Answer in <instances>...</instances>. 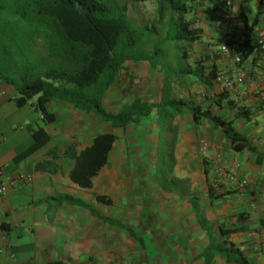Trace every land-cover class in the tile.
<instances>
[{"label":"crops","instance_id":"1","mask_svg":"<svg viewBox=\"0 0 264 264\" xmlns=\"http://www.w3.org/2000/svg\"><path fill=\"white\" fill-rule=\"evenodd\" d=\"M186 1L191 5L190 17L186 20L193 29H199L200 38L191 48V55L195 61H204V70L213 68L218 76L229 71L228 62L219 54V46L225 37L236 39L250 30L254 43L257 33H264V3L259 0H237L230 11L232 20L226 32L220 17L223 0ZM256 51L245 57L246 66L258 58ZM255 84L264 88V59L261 61L260 78ZM160 85L158 82L156 90ZM190 86L187 83L177 87L173 82L172 91L177 96V90H188ZM217 91L222 92L213 82L212 99L221 98ZM152 92L151 98L143 100L156 99L158 93ZM220 94H225L217 106L221 112L215 111L213 104L212 110L233 121L234 128L248 140L254 152H231L220 131L207 122L194 125L189 115H183L177 124L174 149L167 155L171 160V175L174 180L181 181L186 191L180 198L161 191H156L154 196L151 191L157 187L154 181L152 184L148 181L153 180L150 177L151 166L155 162L153 133L157 131L152 118L125 130H108L91 115H84L67 103L54 101L47 107L54 118L47 122L34 103L28 102L23 108H16L13 103L16 92L0 83V180L6 183V193L0 197V247L3 249L0 264H45L58 260L67 264H85L88 261L92 264L99 259L109 260L110 255H130L135 244L146 249L144 244L147 242L132 229L131 215L126 212L135 205L144 206L147 212H151L153 222L160 217L178 228L182 224L184 228L175 231L174 235L183 237L182 242H192L197 217L191 203L196 199L208 228L202 231L204 234L199 232L203 248L209 244V238L218 236L217 226L220 224L223 231L232 232L224 239L251 264H264V202L261 196L264 186V117L251 88L240 86L236 93ZM27 107L30 109L25 114ZM242 108L248 112V118L236 116L238 109ZM89 120H95V123L85 122ZM38 130H42L49 139L33 149V134ZM105 132H110L116 140L105 165L91 178V187L81 188L70 180L75 159L91 146L96 136ZM199 137L207 143L204 153H200L197 147ZM217 159L238 165L234 183L214 173ZM20 175L29 180H19ZM245 180L251 182L242 185ZM178 191L177 186V194ZM66 197L82 201L90 211L68 203ZM98 197L110 200L111 205L99 203ZM147 200H151L150 204L145 203ZM117 205L119 213L114 208ZM100 209H104L105 215L98 213ZM146 211L139 214L140 222L148 217ZM107 220L132 229L137 240L111 226ZM187 222L189 226H186ZM193 227V236L190 237V228ZM159 243L163 244L161 240ZM134 250L139 254L138 248ZM197 255L187 264L195 263ZM216 261L213 260V264Z\"/></svg>","mask_w":264,"mask_h":264},{"label":"trees","instance_id":"2","mask_svg":"<svg viewBox=\"0 0 264 264\" xmlns=\"http://www.w3.org/2000/svg\"><path fill=\"white\" fill-rule=\"evenodd\" d=\"M132 1L143 3L149 0ZM155 4V14L159 20L170 12L172 21L176 22L177 30L181 33L174 40L187 44L188 51L182 52L181 56L187 62L188 55L192 53L191 48L200 40L199 29H193L186 20L191 12L190 3L186 0H156ZM130 20L124 0H0V83L16 92L13 103L18 109L37 97L34 106L47 122L53 121L54 116L47 111V107L54 101L67 103L78 112L91 115L108 130H125L151 118L156 123V116L159 115L163 119L167 118L173 130L169 135L172 151L177 138V124L186 114L194 125L207 122L220 131L231 152H254L248 140L234 128L233 121L224 119L211 108L212 104L218 106L219 99L225 95H218L221 97L218 100L210 96L213 82L218 77L214 69L204 70V61L197 60L186 69L180 68L172 74L167 72L162 65L154 62L158 48L149 53L133 51L138 44L147 41L145 32L134 28ZM156 45L163 46L165 42ZM226 45L241 53L243 59L253 51L259 53L252 42L250 30L239 38L226 40ZM128 64H143L160 78L163 77L166 90L164 92L163 85H160L156 99L135 97L120 111H108L104 107L105 100L117 83L120 72ZM172 78L176 79L172 81ZM173 82L177 87L188 83L203 88V101L193 103L178 100L172 91ZM236 116L248 118V112L243 108L238 109ZM158 130L157 126L156 134ZM33 137V149L47 143L49 139L42 130L36 131ZM159 139V135H156L153 141L155 156ZM115 140L110 132L96 136L91 146L75 159L69 174L70 180L81 188L89 189L91 178L105 165ZM162 154L168 155L164 151ZM155 162L158 161L155 159ZM171 173L172 165L168 170V174ZM204 174L207 176L205 170ZM154 178L158 185L156 174ZM175 182H178L177 185ZM173 183L174 188L160 191L182 198L186 191L181 181ZM177 186L179 195L176 193ZM66 201L90 211L82 201L70 197H66ZM97 201L111 205V201L105 197H98ZM198 203L196 199L191 207L199 213ZM106 222L135 238L133 230L127 226L112 220ZM217 227L219 240L212 242L211 238L195 260L202 259V264H213V260L222 264H251L224 239L232 232L223 231L220 224ZM45 264L67 263L58 260Z\"/></svg>","mask_w":264,"mask_h":264},{"label":"rangeland","instance_id":"3","mask_svg":"<svg viewBox=\"0 0 264 264\" xmlns=\"http://www.w3.org/2000/svg\"><path fill=\"white\" fill-rule=\"evenodd\" d=\"M124 1L126 2L127 16L129 19H131L130 20L131 24L138 31L140 32L144 31L146 34L145 37L147 42L145 44H138L137 47L133 49V51H136L135 53L138 52L141 53L142 51L144 52L148 51L149 53L152 52L153 50L155 51V49L158 48L155 51L156 56H154L155 57L154 62H156V65L157 64H159V66L162 65L165 68V70L171 74L174 72H178L180 68L186 69V67L195 64V57H192L191 52L188 55L189 59L187 60V62L181 58L182 52L188 51V48L186 43L183 44V43L175 42L174 37L179 36L181 32L177 30L178 26L176 22L172 21L170 12H167L164 18L162 20H159L155 14L156 0H149L143 3H135L132 0H124ZM189 17L190 16L187 15L186 19ZM250 21H252L251 17H250ZM160 42H165V45L163 46L156 45ZM175 79L176 78H172V81H174ZM158 82H160L161 85H163L165 92L166 81L163 77L160 78L158 74H156L154 71H150V69L144 66L143 64H138V65L128 64L120 72L114 91H112L111 94H109V96L106 98L104 107L108 111L118 112L121 110V108L124 105L128 104L135 97L141 99L151 98L153 94L152 91H154V93L158 92V90H156V86L158 85ZM190 85H191L190 89L188 90L187 88L182 89L180 91L177 90L176 98L177 99L180 98L181 101L186 100L194 103H201L204 99L202 96L204 93V89L201 87L199 88L197 85H193V84ZM220 93L218 95H220ZM36 101H37V97L31 99L29 103L35 104ZM29 107L25 108L24 110L25 114L28 113L30 109ZM220 109L221 108L214 105L215 111L221 112ZM91 119L94 118L91 117ZM166 119L167 118L164 119L161 118L159 115H157L155 119L159 132L157 134L156 132L153 134L155 136L159 135L160 139L158 141V144L156 143L157 156H155L154 159H156L158 162L157 163L154 162L153 165L151 166L152 171L150 177L151 178L153 177V180L150 179L148 180L151 184L154 181L155 185H157L156 179L154 178L155 174H156V178H158L159 180L158 182L159 186L157 185L155 190L153 189L151 190L154 196H156V191L160 192V190H168V188L170 187L174 188L173 182L176 181L174 180L172 175L168 174L169 167L171 166L170 163L171 160L169 156L162 154L163 151L165 153L171 152V143L169 140V135L171 132H173V130L171 127H169V124L166 121ZM85 122L92 124L95 123V120H91V121L89 120ZM200 138L201 137H199L197 141L198 150H199L200 141H203V139ZM221 163L222 161L220 160V164ZM150 201L147 200L145 201V203L150 204L149 203ZM118 206L119 205H117V207L114 208H116L117 212L119 213ZM129 210L130 211L126 209V212L127 215H131L130 220H131V225L133 226L132 229L135 231V233H137V235L142 236L145 239V241L147 242L146 244H144L146 245V249H140L138 244L133 243L135 245L134 246L132 245L133 250L130 255L129 254H127V256H121V254L110 255L109 260L99 259L98 261L92 264H137V263L187 264L188 260L193 256L197 255L204 247L203 245L204 242L201 240L199 236L200 234L199 232L204 234V232L206 231L205 230L206 225L204 223L203 214L201 212L195 213V216L197 217V222L195 224L196 228L195 229L194 227L190 228L191 230L189 234L190 237L193 236L192 233L193 229L196 230L195 238L193 239L194 237L193 236L191 240L192 242L194 240V243H192L186 240L182 242L181 240L183 239V237L179 238V236L174 235L175 231L179 232V229H182L183 227L182 224H181V228H178L177 225L175 226L169 225L166 219L160 217H158L159 221L157 219L156 220L157 222H153L152 213L147 212L146 211L147 209L144 206L135 205ZM149 210L151 211V209ZM142 211L143 213L144 211H146L147 214L145 215L148 217L147 218L145 217V220L140 222L138 219H139V214L142 213ZM98 213L105 215L104 209L98 210ZM153 213L156 212L153 211ZM158 214L159 216H161L160 213ZM163 216H165V214H163ZM188 224L189 223L187 222L186 226H189ZM158 226H161L162 228ZM184 231L187 232L186 229H184ZM116 234L119 235V232L117 231ZM158 237L163 242V244L159 243L160 240H158L159 239ZM156 238H158L157 239L158 242H156ZM187 239L189 240V237ZM217 239H218L217 236H213L211 240L213 242L214 240L215 241L219 240ZM150 240L154 241V243H152V241ZM208 240H210V238ZM172 241L175 242V244L172 243ZM137 248L139 254L134 252L135 251L134 249ZM202 263L203 260L201 259L193 264H202ZM85 264H91V263L90 261H88V263ZM215 264H220V263L216 261Z\"/></svg>","mask_w":264,"mask_h":264},{"label":"built area","instance_id":"4","mask_svg":"<svg viewBox=\"0 0 264 264\" xmlns=\"http://www.w3.org/2000/svg\"><path fill=\"white\" fill-rule=\"evenodd\" d=\"M264 3V0H259ZM237 0H223L220 17L225 24L224 31L226 32L231 23L232 17L230 11L234 3ZM226 34V33H225ZM227 37L223 40V42L219 46V54L222 58H224L229 65V71L224 76H218L214 81V84L219 85L222 92L225 93H236L240 86H246L251 88L254 94V97L259 105V110L261 115L264 117V88H259L256 86V81L260 78V70H261V61L264 59V33L258 32L254 44L256 45L259 53L258 58L251 63V65L246 66L244 63V59L241 53H237L233 50V48L226 45ZM1 96V95H0ZM199 150L201 153L206 152L207 143L204 141L200 142ZM238 165L221 163L220 159L216 160L215 174L223 179L228 181L229 183L235 182V171L237 170ZM1 175V173H0ZM19 180L26 181L29 180L28 177L24 175L18 176ZM251 181L245 180L242 185H247ZM6 193V183L3 180H0V197H2ZM262 200L264 202V186L262 188ZM264 219V218H263ZM3 253V249L0 247V255ZM258 254H262L261 250H257Z\"/></svg>","mask_w":264,"mask_h":264}]
</instances>
